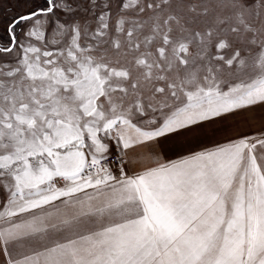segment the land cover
Returning a JSON list of instances; mask_svg holds the SVG:
<instances>
[{
    "label": "snow or ice",
    "instance_id": "snow-or-ice-1",
    "mask_svg": "<svg viewBox=\"0 0 264 264\" xmlns=\"http://www.w3.org/2000/svg\"><path fill=\"white\" fill-rule=\"evenodd\" d=\"M28 3L0 45V264H264V138L157 155L131 173L125 159L264 108V0H230L235 25L215 37L187 28L173 0H121L137 18L118 14L114 24L112 0ZM174 25L187 35L174 39ZM240 43L258 47L251 62ZM57 202L71 214H36ZM84 217L98 227L75 231ZM66 229L72 235L14 255L23 241Z\"/></svg>",
    "mask_w": 264,
    "mask_h": 264
},
{
    "label": "rangeland",
    "instance_id": "rangeland-1",
    "mask_svg": "<svg viewBox=\"0 0 264 264\" xmlns=\"http://www.w3.org/2000/svg\"><path fill=\"white\" fill-rule=\"evenodd\" d=\"M43 2V0H40ZM121 4V0H112V24L115 23V17L118 14H123L128 16L129 19H136L137 15L134 10H127L126 12H121L118 7ZM230 4V0H173V8L176 14L183 18V22L186 21V27L191 31L205 32L209 29L213 31V36L215 37L217 33L223 35V29L229 27V25H235L234 20H229L232 16L231 9L227 6ZM195 8V11H191ZM29 9L28 0H0V45L8 43V37L4 31V28L8 21H10L14 16L22 13H26ZM207 9V12H205ZM82 14L78 13L77 16ZM142 20H147L146 16L140 17ZM92 23L91 27L94 29L96 27L95 18H90ZM224 23H220V21ZM128 25H126L127 27ZM174 27L173 38H180L181 36L187 35V32H181L177 26ZM27 30V25H21L17 29L23 38V32ZM151 32V22L145 24L143 32L140 34V39H143L144 35H148ZM48 40L51 39V33L49 31ZM57 39L66 38L57 37ZM38 46H43V42H35ZM159 45V41H155L152 45V50ZM55 47V46H52ZM242 55L251 59L257 56L258 47L245 45L243 43L239 44ZM143 48V45H142ZM194 48V46H193ZM224 54L226 57L230 56L232 53L230 50H225ZM128 59H131L129 57ZM264 133V108L254 107L248 110H241L234 114H229L224 118L216 119L210 123H206L201 127H194L191 130L184 131L181 135H175L170 138L162 139L158 143L145 150L141 151L142 155H147L148 157L155 160L156 156H161L164 152V146L170 148V152L174 156L172 160L180 159L181 157L187 156L192 152L200 151L204 148H211L216 144H223L230 140L239 139L242 137H262ZM180 152V153H179ZM258 155L260 151L258 150ZM178 155V156H177ZM154 166V164L152 165ZM151 167V166H150ZM56 207L61 208L63 211L71 214V209H65L62 204L57 202L55 205L49 206L43 210H37L36 214H40L42 211H54ZM31 214H26L18 218L17 222L23 221L25 219H30ZM3 223H0V227H4ZM98 227V225L90 218L84 217L80 220L79 224L75 226V231H88ZM72 235V230H65L64 232L49 231L43 237L36 236L23 241L14 250V255L18 253H30L33 249L41 248L43 245H50L56 240H62L65 236Z\"/></svg>",
    "mask_w": 264,
    "mask_h": 264
},
{
    "label": "crops",
    "instance_id": "crops-1",
    "mask_svg": "<svg viewBox=\"0 0 264 264\" xmlns=\"http://www.w3.org/2000/svg\"><path fill=\"white\" fill-rule=\"evenodd\" d=\"M145 148L148 147L139 146L128 151V155L125 157V159L130 161L129 168L127 169L130 173L134 171H140L145 167L152 166L153 164L155 165L156 158L155 160H153V158L141 154V151L145 150ZM164 148H165L164 152L161 154V156H159L160 160L161 161L172 160L174 156L172 155V152H170V148L168 146H164Z\"/></svg>",
    "mask_w": 264,
    "mask_h": 264
},
{
    "label": "built area",
    "instance_id": "built-area-1",
    "mask_svg": "<svg viewBox=\"0 0 264 264\" xmlns=\"http://www.w3.org/2000/svg\"><path fill=\"white\" fill-rule=\"evenodd\" d=\"M115 159V157H113V160Z\"/></svg>",
    "mask_w": 264,
    "mask_h": 264
}]
</instances>
